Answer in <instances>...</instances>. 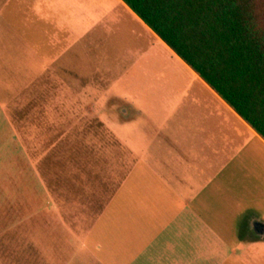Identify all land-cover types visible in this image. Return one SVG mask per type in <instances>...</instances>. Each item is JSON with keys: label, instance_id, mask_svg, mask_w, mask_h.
<instances>
[{"label": "crops", "instance_id": "1", "mask_svg": "<svg viewBox=\"0 0 264 264\" xmlns=\"http://www.w3.org/2000/svg\"><path fill=\"white\" fill-rule=\"evenodd\" d=\"M118 2L149 41L134 55L136 78L121 83L122 94L91 100L93 88L108 85L76 51L67 56L73 65L53 67L58 109L76 102L71 118L88 136L87 169L75 170L64 191L103 237L104 263L264 264V138ZM60 53L40 55L59 65Z\"/></svg>", "mask_w": 264, "mask_h": 264}, {"label": "rangeland", "instance_id": "2", "mask_svg": "<svg viewBox=\"0 0 264 264\" xmlns=\"http://www.w3.org/2000/svg\"><path fill=\"white\" fill-rule=\"evenodd\" d=\"M143 33L118 0H0V264H105L103 237L64 191L87 169L88 136L71 118L76 102L58 109L53 67L73 65L76 51L108 85L90 99L119 96L136 78L134 55L148 47ZM52 48L62 64L42 59Z\"/></svg>", "mask_w": 264, "mask_h": 264}, {"label": "trees", "instance_id": "3", "mask_svg": "<svg viewBox=\"0 0 264 264\" xmlns=\"http://www.w3.org/2000/svg\"><path fill=\"white\" fill-rule=\"evenodd\" d=\"M264 138V0H123Z\"/></svg>", "mask_w": 264, "mask_h": 264}]
</instances>
